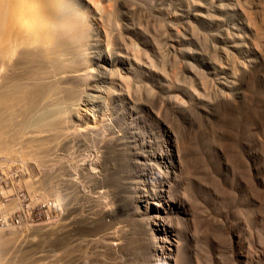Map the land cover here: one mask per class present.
Wrapping results in <instances>:
<instances>
[{
    "label": "rangeland",
    "instance_id": "1",
    "mask_svg": "<svg viewBox=\"0 0 264 264\" xmlns=\"http://www.w3.org/2000/svg\"><path fill=\"white\" fill-rule=\"evenodd\" d=\"M70 2L84 28L79 58L99 78L88 77L71 102L73 111L59 105L72 119L86 109L81 122L63 131L82 128L84 121L96 127L77 134L81 145L52 142L43 160H24L26 165L0 154L6 171L27 166L28 193L58 198L60 210L46 227L3 234L16 233L15 248H23L31 264H154L149 238L158 248L177 245L174 264H264V138L258 130L259 120L264 123V60L252 45L257 35L244 16L247 6L242 0ZM254 2L251 17L262 25L264 0ZM248 61L255 64L241 74L247 98L234 112L223 119L204 108L219 89L235 93V86L220 83L229 86L227 72ZM86 93L88 104L82 103ZM117 131L129 134L136 148H115ZM90 161L93 171L82 172ZM66 164L72 169L68 181ZM102 191L104 198L97 193ZM127 201L142 211L140 222ZM91 238L103 241L104 253ZM111 240L119 242L115 253L107 250Z\"/></svg>",
    "mask_w": 264,
    "mask_h": 264
},
{
    "label": "bare ground",
    "instance_id": "2",
    "mask_svg": "<svg viewBox=\"0 0 264 264\" xmlns=\"http://www.w3.org/2000/svg\"><path fill=\"white\" fill-rule=\"evenodd\" d=\"M242 3L248 8L245 9L244 16L249 22H253L252 27L255 35H257L256 41L252 42V45L254 48H260L257 57L263 61L264 44L259 45L258 43L261 42L260 40H264V37H260L261 32L264 30V6L261 13L262 26L261 23H259L260 25L256 24L257 22L254 17L252 19L249 11V9L255 7L254 0H242ZM92 6L94 10L96 9L100 19L108 20V15L103 14V11L97 8L96 4ZM78 15L70 0H0V154L8 153L14 158H20L19 161L26 165V162H23L24 160H29V163L34 160H43L48 155V148L51 147L52 142H54L53 146H63L64 148L71 142H78L81 145L82 138L77 134L80 135V131L95 129L96 122L92 124L84 121L82 122V128L79 125L71 132L63 131L71 122L74 125L75 122H81L82 111L86 112V109L80 110L79 114L72 119V117H64L61 108H59V105L65 104L67 109L74 110L70 107L71 102L78 90L86 84L92 72L89 67L81 63L76 50V48L78 49L77 42L84 31L82 24L77 21ZM104 46L108 50V45L105 44ZM218 54L224 57L222 53ZM241 64L238 65V69H228L227 73L232 79L230 81L231 87L220 83L226 89H232L235 86L236 88L232 90L235 92L234 94L219 89L212 99L207 100L204 98L206 99V105H203V107L207 110L213 109L214 113L219 115L220 118L226 119L229 113L234 112L238 107L241 100L244 97L247 98V94L245 96L241 91L244 86L241 74L247 72L255 63L254 61H248ZM96 76L98 77V75L90 77L94 79ZM239 84L241 88H239ZM88 89L92 88L88 86ZM85 97L87 99L82 103L88 104L89 95L86 93ZM32 126L41 129L33 132H23V130H28ZM258 126L260 135L264 138V123L259 120ZM24 133L29 134L25 135ZM114 137H116L115 148L120 150L123 146L127 152L128 149L136 148L133 147L134 140L129 134L117 131ZM15 145H18V148H22V150L12 152L15 150H11V148ZM111 150L120 155L117 150ZM132 155L136 154L133 153ZM2 158L5 159V157ZM135 160L138 162V159L135 158ZM23 164L16 166V168H19L18 171L23 175L22 180L25 182L26 192L28 193L31 190V182L27 180L30 175L25 172L28 168ZM83 165L85 167L82 168V172L93 171L91 167L94 166V162L90 161L89 164ZM0 166V168H3L1 164ZM12 167L9 166L10 171ZM5 169L7 168L5 167ZM63 169L66 176L63 179L68 181L67 175H71L72 169L67 164ZM129 172V169L126 170L124 180L127 179ZM145 180L138 178L136 182L142 184L150 182ZM127 188L124 186L123 189V191L126 190V193H128ZM103 192L105 191L97 192L101 198H104L102 196ZM32 193L28 194L31 196ZM32 195H35V193ZM37 195L39 194L37 193ZM52 200L58 202L56 197ZM93 201L94 199L91 200V202ZM14 207L12 205V208ZM126 208L128 212L136 216L139 222L142 220L141 210L133 208L128 201ZM75 211L76 209H73L71 213ZM156 219L153 218V220ZM54 222L55 220L51 224ZM80 225L84 231H86L85 229L90 231V226ZM2 231L0 229V264H31L30 261H27L28 257H26L23 248H15L17 245H14V243L16 244L19 241L15 237L16 233L15 235L10 233V236H5L4 231ZM150 234L153 235V232ZM90 240L94 245L99 243L102 247L99 250L104 253V243L101 239L98 240L99 242L92 238ZM112 241L106 244L109 253H115L119 244V242ZM154 243V240L149 238V246L152 251L155 249L154 254L157 256L154 264H171V261L174 264L176 250L172 247L175 246L176 248L177 245L171 243L169 247L163 245L158 248Z\"/></svg>",
    "mask_w": 264,
    "mask_h": 264
},
{
    "label": "built area",
    "instance_id": "3",
    "mask_svg": "<svg viewBox=\"0 0 264 264\" xmlns=\"http://www.w3.org/2000/svg\"><path fill=\"white\" fill-rule=\"evenodd\" d=\"M18 170L0 168V229L27 231L32 227L50 225L60 213L59 204L37 194L30 196Z\"/></svg>",
    "mask_w": 264,
    "mask_h": 264
}]
</instances>
